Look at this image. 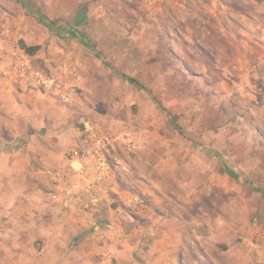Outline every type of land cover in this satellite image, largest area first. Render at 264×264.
Instances as JSON below:
<instances>
[{"label":"rangeland","instance_id":"1","mask_svg":"<svg viewBox=\"0 0 264 264\" xmlns=\"http://www.w3.org/2000/svg\"><path fill=\"white\" fill-rule=\"evenodd\" d=\"M86 91L120 256L49 243L0 111V264H264V0H0V98Z\"/></svg>","mask_w":264,"mask_h":264},{"label":"crops","instance_id":"2","mask_svg":"<svg viewBox=\"0 0 264 264\" xmlns=\"http://www.w3.org/2000/svg\"><path fill=\"white\" fill-rule=\"evenodd\" d=\"M6 95L0 98V111L6 113L2 119L12 137L3 144L10 148L16 144L21 150L19 158L9 161L10 165H19V171L9 177L20 182L24 211L36 222H43V227L48 222L49 243L64 244L72 233L89 241L94 258L120 256L116 244L123 238L115 231L121 227H103L105 213H113L108 193L113 178L98 148L102 119L86 106L90 93L85 92L77 108L40 92ZM78 121L84 124L82 130L76 129ZM19 124L24 129L16 130ZM83 149L86 154L81 156L78 151ZM42 185L46 192L40 190Z\"/></svg>","mask_w":264,"mask_h":264},{"label":"built area","instance_id":"3","mask_svg":"<svg viewBox=\"0 0 264 264\" xmlns=\"http://www.w3.org/2000/svg\"><path fill=\"white\" fill-rule=\"evenodd\" d=\"M22 65V70L25 71H32L31 69H28V65L25 62H20ZM56 87H58L55 90V95H57V98H59L61 101L63 102H69L71 97L68 94V92H66L65 90L61 89L58 85H56ZM111 146V145H109ZM98 148L100 150V154L102 155V151L109 153L111 150L108 147V144H106V142L104 143V141L102 142V137L99 139L98 141Z\"/></svg>","mask_w":264,"mask_h":264},{"label":"trees","instance_id":"4","mask_svg":"<svg viewBox=\"0 0 264 264\" xmlns=\"http://www.w3.org/2000/svg\"><path fill=\"white\" fill-rule=\"evenodd\" d=\"M69 33H70V35H71L72 37L80 38V40L82 41V43H83L84 45H86V46H91V45L87 42V40H86L83 36H79L78 33H77L74 29L70 30ZM21 45H22V49H24V50L26 51V53L31 54V55L34 54V53L37 51V48H38V47H29V46H27L24 42H21ZM125 78H126V77H125ZM126 79H128L130 82L134 83L135 85L141 87L140 83L137 82L136 80H134V79H129V78H126Z\"/></svg>","mask_w":264,"mask_h":264}]
</instances>
